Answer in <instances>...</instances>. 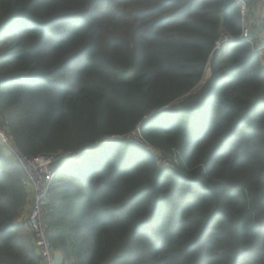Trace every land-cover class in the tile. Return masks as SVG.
I'll list each match as a JSON object with an SVG mask.
<instances>
[{"label": "trees", "instance_id": "obj_1", "mask_svg": "<svg viewBox=\"0 0 264 264\" xmlns=\"http://www.w3.org/2000/svg\"><path fill=\"white\" fill-rule=\"evenodd\" d=\"M241 4L264 22V0H0V129L77 154L43 204L62 264H264V23L238 39ZM29 198L0 141V264H40Z\"/></svg>", "mask_w": 264, "mask_h": 264}, {"label": "built area", "instance_id": "obj_2", "mask_svg": "<svg viewBox=\"0 0 264 264\" xmlns=\"http://www.w3.org/2000/svg\"><path fill=\"white\" fill-rule=\"evenodd\" d=\"M242 25L240 30V40L249 42L252 46V30L257 25H263L261 17H248L245 13L244 6L241 4ZM227 43L235 40V38H224ZM260 55L263 57L261 62L264 67V49L259 47ZM254 53V50L251 51ZM140 136V130L137 127L135 130L124 136H109L106 141L120 140L122 138H130L133 141H137ZM0 141L3 145L8 146L16 156L17 161L21 165L22 169L28 176L29 191H30V207L28 214L25 217L24 226L27 232L33 235L36 245L38 256L40 257V264H53L54 253L52 243L47 237L46 227L44 223V211L43 204L48 194L49 187L56 175V172L62 167V162L67 155H43L34 158H27L19 153V151L12 146V143L6 138L4 131L0 129ZM149 152V151H148ZM156 156V159L160 157L157 152H151ZM161 161V160H159ZM162 162V161H161Z\"/></svg>", "mask_w": 264, "mask_h": 264}, {"label": "rangeland", "instance_id": "obj_3", "mask_svg": "<svg viewBox=\"0 0 264 264\" xmlns=\"http://www.w3.org/2000/svg\"><path fill=\"white\" fill-rule=\"evenodd\" d=\"M223 40H225V39H223ZM221 43H223L222 40H221V41L219 42V44L217 45V48H219V45H220ZM208 69H209V68H208ZM205 73L207 74V70L205 71ZM197 88H198V87H197ZM2 130L4 131V129H2ZM133 142H134L136 145L140 146V147H142V146L144 145V142H143V140H142L141 137H139L137 141H133ZM146 150L149 151V153H151V152H155V150H153V149H149V148H146ZM156 163H157V164H161L162 162L159 161V160H156ZM65 170H66V169H65ZM65 170H64V171H65ZM27 202H28V203H27L26 214H25V215H27V214H28L27 211H29V207H30V198H29V200H28ZM53 264H62V260H61L60 256H58L57 254H54V262H53Z\"/></svg>", "mask_w": 264, "mask_h": 264}, {"label": "clouds", "instance_id": "obj_4", "mask_svg": "<svg viewBox=\"0 0 264 264\" xmlns=\"http://www.w3.org/2000/svg\"><path fill=\"white\" fill-rule=\"evenodd\" d=\"M77 156V154H74V155H72V156H69V155H67L64 159H66V161H64V162H62L61 164H62V167L56 172V175L59 173V172H61V171H63V170H65L66 169V167L68 166V164L70 163V162H72L73 161V159L75 158ZM19 163V162H18ZM20 165V164H19ZM20 167H21V165H20ZM21 169H22V167H21ZM23 170V169H22ZM23 172H24V170H23ZM26 174V173H25ZM55 175V176H56ZM55 178V177H54ZM27 180H28V176H27ZM54 180V179H53ZM53 182V181H52ZM28 184H29V180H28ZM25 227V226H24ZM26 230V229H25ZM29 233V232H28ZM36 246V245H35ZM36 251H37V249H36ZM54 253V252H53ZM37 255H38V253H37ZM39 257V256H38ZM40 258V257H39Z\"/></svg>", "mask_w": 264, "mask_h": 264}, {"label": "water", "instance_id": "obj_5", "mask_svg": "<svg viewBox=\"0 0 264 264\" xmlns=\"http://www.w3.org/2000/svg\"><path fill=\"white\" fill-rule=\"evenodd\" d=\"M206 70L208 71V75H207L206 77L203 76V78H202L201 81H200V83H202V84L204 83V81H205V80L210 76V74H211V73H210V70L208 69V67L206 68ZM206 70H205V71H206Z\"/></svg>", "mask_w": 264, "mask_h": 264}, {"label": "crops", "instance_id": "obj_6", "mask_svg": "<svg viewBox=\"0 0 264 264\" xmlns=\"http://www.w3.org/2000/svg\"><path fill=\"white\" fill-rule=\"evenodd\" d=\"M60 258H61V256H60Z\"/></svg>", "mask_w": 264, "mask_h": 264}]
</instances>
